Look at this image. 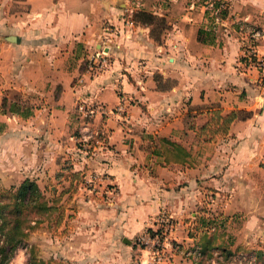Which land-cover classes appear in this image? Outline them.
I'll return each instance as SVG.
<instances>
[{
	"label": "crops",
	"instance_id": "1",
	"mask_svg": "<svg viewBox=\"0 0 264 264\" xmlns=\"http://www.w3.org/2000/svg\"><path fill=\"white\" fill-rule=\"evenodd\" d=\"M229 2L228 17L216 21L214 43L205 44L199 41L198 31L212 24L207 25L204 9L202 24L185 14L180 19L174 12L181 0L151 3L157 7L154 13L166 18L162 42L152 36L149 24L135 21L131 27L128 23L139 3L0 0V91L16 90L38 103L28 118L0 110L4 180L19 172L23 177H43L49 165L58 166L56 159L74 146L71 118L79 102L113 108L122 97L127 99L123 117L96 115L94 133L102 135L93 145L96 158L89 161L98 165L104 159L106 177L116 184L122 201L102 213L117 217L104 219L96 228L82 224L85 236L60 245V256H66L70 246L69 256L77 263L98 258L128 261L133 256L129 238L150 226L149 216L162 208L180 223L194 216L182 222L194 227L202 214H245L246 232L254 235L261 225L264 231V68L242 61L253 30L260 35H252L251 45L264 58V0ZM237 22H244L249 32L239 31ZM97 51L106 53L109 65L94 73L87 63ZM210 106L224 113L246 110L252 115L234 120L226 137L205 141L188 127L186 116ZM139 133L178 142L180 134L197 136L195 143H183L197 166L167 164L159 176H151L141 168L144 148ZM198 146L212 149L209 157L197 156ZM173 168L183 172L176 174ZM208 191L212 194L208 210H200ZM94 230L96 238L93 232L89 236ZM196 235L189 236L186 244L194 240L201 247ZM234 246L262 248L249 259L264 264V238L262 244L254 237L237 239Z\"/></svg>",
	"mask_w": 264,
	"mask_h": 264
},
{
	"label": "rangeland",
	"instance_id": "2",
	"mask_svg": "<svg viewBox=\"0 0 264 264\" xmlns=\"http://www.w3.org/2000/svg\"><path fill=\"white\" fill-rule=\"evenodd\" d=\"M127 1L135 5L140 4L138 7L140 9L137 10L138 13L144 10L154 15V18H151L134 12L138 15L140 22H145L144 24L148 22L150 24L152 36L154 38L157 37L162 42V35L165 33L167 23L165 17L154 13L157 11V7L151 3L156 0ZM206 5L207 2L202 5L200 0H181V3L175 8L174 14L175 17L177 16L180 19V16L184 14L196 17L199 20L196 24H202L200 23V11L202 9L206 11ZM204 16L207 20V25H210L214 19L213 11L209 14L205 13ZM235 26L239 28V31L249 32L248 26L244 22H237ZM249 30L251 31L252 28ZM254 32V30L251 33L249 32L248 40L244 44L245 55L252 47L251 37ZM89 65L87 63L88 68ZM23 95V93L16 90L0 91V98L7 96L10 103L19 102L23 105L34 106V108L38 105V103L34 104L33 100L26 94L24 95L25 98ZM76 112L71 118V133L72 136H75L74 146H69L71 150H65V154L56 159L55 163L58 164L56 168L49 165L45 176L38 178L33 175V171H31L32 177H23L19 172L10 176L8 181L7 179L4 180L5 176L0 174V195L5 194L7 198L5 201L10 205L9 209L14 207L15 197L13 195L25 179H30L37 183L41 190L39 195L35 193L30 198L29 195L26 196L25 201H29L24 213L29 220H26L23 224L26 236L23 245L18 247L6 264H252L250 263L249 255L255 254L256 251H262V248L258 246H254L255 248H248L247 246L237 247L234 244L237 239L251 237L256 238L262 244V239L264 238L262 225L252 235L243 229L245 214L229 215L219 212V215H200V223L203 228L202 226L201 228L198 226L194 227V224L185 225L182 223L183 221H191L194 216L189 215L180 223V220L174 218L167 208H162L157 214L150 215L148 218L150 226H144L142 230L129 238L132 240L130 245H133V256L128 261L123 260L120 262L117 258L116 260L111 259L108 261L105 259L103 261L102 258H98V261L96 260L95 262L77 263L75 261L78 260L69 256V252L72 250L70 246L67 248L66 256L65 254L60 256V245L66 246L68 243L75 242L78 237L85 236V232L81 231L80 228L82 224L88 223V226L91 227L92 225V227L96 228L97 225L103 223L104 219L117 217L116 214H103L102 210L118 205L122 201L118 194V187L106 177L105 168L101 164L104 159L101 158L98 165H89L90 159L96 158V151L93 145L98 140L101 141L102 132L94 133V121L91 119L90 127L93 136L88 141H84L83 135L88 131L83 129V125L87 119L83 118L78 110ZM199 120L201 121L202 119ZM3 130L4 124L0 123V132ZM139 136L143 138L140 141L143 144L141 148H144V165L141 168L151 176H159L162 166L166 167L167 164L163 157L156 155L153 151L155 145H160L156 142L159 139L158 137L162 135L156 134L158 139L155 135L152 138L147 133H139ZM178 136L181 142L186 144L189 142L195 143L199 139L194 135L189 137L180 134ZM126 137V140L132 139L134 142V138H131V136ZM217 137L221 138V135ZM222 137H226V135ZM141 150L143 151V149ZM211 151L212 149H204L202 147L197 148V150L194 148L196 155L201 156L203 159L206 156L209 157ZM100 155L106 157V154ZM173 172L181 174L183 169L173 168ZM211 197L212 194L208 191L206 198L202 202L203 204L200 206V210L202 208L208 210L210 202L207 203V201H211ZM46 207H51L52 209L45 211ZM7 215L11 216L10 214ZM208 220L213 221L217 227L213 226L216 227L215 229H212L213 227L208 228V225L211 224ZM91 232H93V238H96V230L90 231L89 236H91ZM194 234H197L196 239H198L197 241L200 245L204 246V243L209 242V248L212 246L211 250H209L210 253L204 255L202 248L196 246L198 244L194 240L186 244L187 238ZM142 237H150V239H143ZM3 244L4 236L0 235V249ZM197 249L202 252V255H199V253L197 255Z\"/></svg>",
	"mask_w": 264,
	"mask_h": 264
},
{
	"label": "trees",
	"instance_id": "3",
	"mask_svg": "<svg viewBox=\"0 0 264 264\" xmlns=\"http://www.w3.org/2000/svg\"><path fill=\"white\" fill-rule=\"evenodd\" d=\"M200 2H202V5H204V2H208V0H200ZM229 4V0H214L213 7H207L205 13L209 14L211 11H213L214 19L212 20V25H210V28L201 27L199 29L198 39L200 42L205 44L214 43L216 38V18H219L220 21H222L228 17ZM137 14L154 18L152 13H147L144 10L139 13L137 12ZM137 14H133L134 21H140ZM252 41L253 37L251 38V42ZM242 61L246 62L247 64H255V66L261 68L256 63L255 55L250 56L249 54H244ZM9 103L10 101L7 96L0 98V110L3 114H15L22 118H28L34 114V106L26 104L23 105L19 102H11L8 106ZM196 111L197 112H190L188 116H186V123L190 129L196 130L198 133L197 136L199 138L205 141H211L219 135H227L234 120L246 119L252 115L250 111L246 110H234L229 113H224L223 109L216 106L201 107L196 109ZM203 118H206V121L202 124L198 123V120ZM149 136L153 138L154 135L149 134ZM158 138L156 143H159L160 145H155L153 152L156 155L163 157L166 164H180L189 166L191 168L197 166V160L194 158L191 150L188 149V147L183 143L166 136H160ZM35 193H38V195L41 194V190L39 189L37 183L31 181L30 179H25L13 195L15 197V205L12 209H9L10 205L5 201V199H7L5 194L0 195V235L4 236V244L0 249V264H6L14 255V252L18 249V247L23 245L24 238L26 236L23 224L26 222V220H29L27 219V215L24 214L26 207L29 205V201L26 202L25 199L27 195H29L30 198ZM51 209V207H46L45 211H50ZM7 214H10L11 216H8ZM197 220H199L197 226L200 228L202 226L203 228V225L200 223L201 217L198 216ZM213 220L216 221L215 219ZM210 223L211 224L208 225V228L216 226L213 221H210ZM204 244L205 245L201 246V248L204 255H207L210 253L209 250H211L212 247L210 246L211 248H209V242ZM198 250L199 249L196 251L197 255L198 253H200L199 255H202V252Z\"/></svg>",
	"mask_w": 264,
	"mask_h": 264
},
{
	"label": "built area",
	"instance_id": "4",
	"mask_svg": "<svg viewBox=\"0 0 264 264\" xmlns=\"http://www.w3.org/2000/svg\"><path fill=\"white\" fill-rule=\"evenodd\" d=\"M213 1L214 0H208L207 7L212 8L213 7ZM133 13V12H132ZM128 23L131 27H134L135 21L133 19L132 14L129 17ZM216 20L219 22L220 19L216 18ZM260 35V31H255L253 33V37H258ZM250 56L255 55L256 57V63L259 67L264 68V58L259 57L256 52L254 51L253 46L247 51ZM89 70L91 72L97 73L105 70L109 65V60L107 58V55L105 52L97 51L94 56L90 59L89 63ZM126 105H127V99L125 97H122L121 102L119 105L113 108H109L106 105H100V104H94V103H88L87 101L79 102L77 105V110L81 113L83 118L87 119L86 123L83 125V129L87 130L88 132L83 135V140L88 141V139L92 138L93 133L91 130V123L90 120L96 117V115L101 114H108V113H116L120 117L123 116L124 112L126 111ZM212 229H215L214 227ZM143 239H150V237H142ZM200 254V253H199Z\"/></svg>",
	"mask_w": 264,
	"mask_h": 264
},
{
	"label": "water",
	"instance_id": "5",
	"mask_svg": "<svg viewBox=\"0 0 264 264\" xmlns=\"http://www.w3.org/2000/svg\"><path fill=\"white\" fill-rule=\"evenodd\" d=\"M126 242H128V243H130V241L129 240H125Z\"/></svg>",
	"mask_w": 264,
	"mask_h": 264
}]
</instances>
